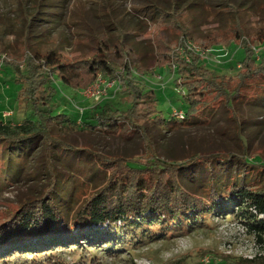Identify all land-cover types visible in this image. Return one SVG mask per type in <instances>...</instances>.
I'll use <instances>...</instances> for the list:
<instances>
[{
	"label": "trees",
	"instance_id": "16d2710c",
	"mask_svg": "<svg viewBox=\"0 0 264 264\" xmlns=\"http://www.w3.org/2000/svg\"><path fill=\"white\" fill-rule=\"evenodd\" d=\"M69 1H21L27 71L22 73L16 64L10 66L18 77L16 81L22 84L18 97L33 114L24 121H0V156L8 158L15 170L9 172L7 165L0 170V193L20 181L37 148L44 149L50 180L40 196L21 202L0 219V264H86L82 259L86 253L91 254V264L101 263L96 260L98 251L113 259L124 253L134 255L142 245L211 229L216 226V218L246 224L262 241L264 157L259 155L253 161L247 156L210 152L180 159L161 158L147 127L153 124L168 132L179 122L173 115L169 119L160 115L156 92L137 83L133 72L148 70L145 65L149 54L138 51L141 41L134 42V38L151 31L155 63L159 68L169 67L176 75L174 82L184 98L186 109L181 123H203V112L215 109L218 102L233 116L240 104L264 108V31L247 34L235 21L233 37L224 38L221 31L203 32L201 28L211 19L206 14H212L215 20L226 14L237 18L240 7L225 0L218 10L211 11L206 0H170V11L157 7L154 20L127 30L116 28L115 36L98 31L90 37L91 49L81 59L50 65L29 44L40 40L41 35L31 33L43 24H64ZM108 1L104 0L105 9L111 14ZM111 24L116 26L113 21L105 26L110 30ZM163 29L181 34V45L195 41L203 50L219 46L233 52L242 50L241 58L230 66L233 72L206 65V60L191 51H187L190 61H186L174 44L165 43ZM213 33L216 36L211 37ZM9 49L0 42V52ZM60 71L75 90L87 88L99 77L119 80L116 86H120L122 95L118 102L103 98L77 125V117L57 113L51 106L58 93L56 77ZM126 125V131L141 134L144 153L127 158L86 151L101 181L96 183L97 178L88 179L74 171L58 179V172L52 171V161L59 157L57 151L63 154L72 150V145L61 141L55 131L68 134L98 129L120 134ZM242 146L246 152L247 144ZM94 176L91 174V178ZM77 251L80 253L74 254ZM69 255L81 259L72 263L67 261ZM196 264L204 262L201 259ZM208 264H264V254L210 257Z\"/></svg>",
	"mask_w": 264,
	"mask_h": 264
},
{
	"label": "rangeland",
	"instance_id": "374dc122",
	"mask_svg": "<svg viewBox=\"0 0 264 264\" xmlns=\"http://www.w3.org/2000/svg\"><path fill=\"white\" fill-rule=\"evenodd\" d=\"M21 1L24 2V0H0V42L11 48L6 52H0V58L4 56L5 59L4 63H0V121L4 122L24 121L32 118L33 114L31 108L25 109L24 103L18 97L22 84L16 81L18 77L10 66L16 64L22 73L27 71L25 61L27 55L23 52L25 20L22 17ZM227 1H232L240 7L235 15L237 18L232 14H226L225 17L218 15L219 17L215 20V17L208 13L206 17L210 16L211 19L205 27L201 28L203 32L221 31L224 32V38L233 37L235 21L243 26L247 34L255 30L264 31V0ZM108 2L111 14L105 9L104 0L69 1L64 24H43L41 27L34 28L31 34L41 35V39L37 41L36 38L35 41H29V44L33 50H39L50 65H57L62 60L73 61L75 58L81 59L86 55L91 49L90 37H94V33L98 31H107L115 36L116 28L127 30L136 27L139 23H145L148 19L154 20L157 16V7L170 11V0H109ZM224 2L225 0H206L211 11L218 10ZM200 11L204 13L203 9ZM111 21L116 23V26L111 24L112 28L109 30L105 25ZM49 28L51 30H48ZM147 28L149 27L144 26V29ZM47 31L50 32L47 33ZM161 32L165 43L174 44L179 54L189 58L190 61V55L186 51L191 50L183 51L181 34L170 33L166 29ZM210 36L214 37L216 34L213 33ZM137 41H141L137 47L138 51L147 53L149 56L145 65L148 70L145 73L133 72L137 77L135 81L156 92L159 101L157 110L161 116L169 119L173 115L177 119L174 113L181 110L185 112L186 105L179 87L174 82L176 75L171 74L169 67H157L151 31L144 35H136L134 42ZM192 43L198 47L197 55L206 60V65L209 63L211 66H216L221 72H233L234 69L230 66L233 65L232 63L235 65L242 55V50L233 52L221 46L203 50L199 43L195 41ZM58 74L60 75L56 77L58 93L51 106L57 108V113L77 117V125L81 123L86 112L103 98L109 96V100L118 102V98L122 95V89L120 86L115 87L116 84L110 88V90L114 89V93L117 90L112 96L110 93L106 95L105 92L97 94L98 85L91 87L89 92L81 94L94 83L83 90H75L68 84L63 72L60 71ZM116 82L120 84L119 80ZM202 115L206 117L203 123L188 125L178 120V127L166 130L168 132H165L164 128L150 124L147 130L154 138L158 155L167 160L210 152L231 153L239 158L247 156L253 161H256L259 155L264 157V108L240 104L233 116L231 112L223 108L221 102H218L215 104V109L205 110ZM128 128L126 125L120 134H107L98 129L68 134L55 131L54 134L61 141L72 145V150L63 154L57 151L59 157L52 161V171L58 172V179L69 176L72 174L71 171H74L82 176H88V179L97 178L94 180L96 183L101 181L92 162L93 158L86 151L92 154L127 158L143 154L144 140L141 134L137 131H126ZM245 143L247 144L246 152L242 146ZM7 161L8 158L0 156V170L3 171L7 165L9 172L12 170L14 172L13 166ZM48 168L44 149L42 147L35 149L31 164L24 168L20 181L1 191L0 219L18 207L21 202L40 196L42 191L48 188L50 180ZM91 174H95L94 178H91ZM80 194L81 192L78 196H81ZM214 221L216 226L211 229L194 231L171 241L142 245L141 248L134 250V255L124 253L119 258L113 259L98 251L96 260L100 259L101 263L94 261L92 264H196L201 259L204 264H208L210 257L221 258L222 255H231L251 258L264 254V235L261 241L246 224L239 221L225 223L224 220L221 222L217 218ZM79 253L77 251L74 254ZM88 254H84L82 259L86 261V264H91ZM66 258L73 263L81 259V256L69 255Z\"/></svg>",
	"mask_w": 264,
	"mask_h": 264
},
{
	"label": "built area",
	"instance_id": "2783aa9c",
	"mask_svg": "<svg viewBox=\"0 0 264 264\" xmlns=\"http://www.w3.org/2000/svg\"><path fill=\"white\" fill-rule=\"evenodd\" d=\"M182 48H183V51L185 52V50L186 49H189V50H191V52H195V53H199L198 52V47H196L195 46V44L194 43H192L191 41L190 42H186L184 45H182ZM181 48V49H182ZM201 49V48H200ZM187 52V51H186ZM185 57V56H184ZM185 59H186V61H189V58H186L185 57ZM4 56H2V58H0V63L2 64V63H4ZM110 84V85H109ZM117 85L118 83L116 82V80H112V81H108V80H106L105 78H103V77H99L98 79H97V81L92 85V86H90L87 90H85V91H82L81 92V94H85V93H87V92H89L90 90H91V87H93V86H95V85H98L99 86V88H98V92H97V94H100V93H102V92H105V94L107 95H109V93H110V88H113V85ZM116 85H115V87H116ZM112 90H114V89H112ZM116 92H117V90H115V93L113 94V95H115L116 94ZM111 96V95H110ZM107 97H109V96H107ZM174 116L177 118V120H183L184 119V117H185V113H184V111L183 110H181V111H176L175 113H174Z\"/></svg>",
	"mask_w": 264,
	"mask_h": 264
}]
</instances>
